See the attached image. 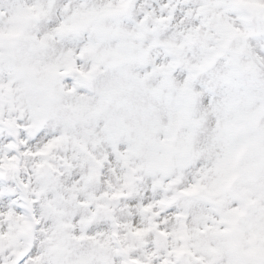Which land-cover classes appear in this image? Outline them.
<instances>
[{
    "label": "snow or ice",
    "instance_id": "6c2138e0",
    "mask_svg": "<svg viewBox=\"0 0 264 264\" xmlns=\"http://www.w3.org/2000/svg\"><path fill=\"white\" fill-rule=\"evenodd\" d=\"M0 264H264V0H0Z\"/></svg>",
    "mask_w": 264,
    "mask_h": 264
}]
</instances>
